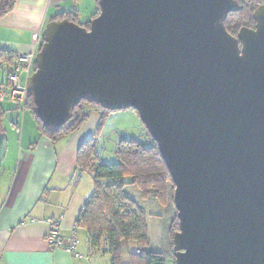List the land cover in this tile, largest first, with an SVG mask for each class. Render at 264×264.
<instances>
[{
	"label": "water",
	"instance_id": "95a60500",
	"mask_svg": "<svg viewBox=\"0 0 264 264\" xmlns=\"http://www.w3.org/2000/svg\"><path fill=\"white\" fill-rule=\"evenodd\" d=\"M89 25L53 19L27 78L52 129L82 100L138 112L170 171L175 264H264V4L99 0ZM8 134L0 125V165Z\"/></svg>",
	"mask_w": 264,
	"mask_h": 264
},
{
	"label": "crops",
	"instance_id": "0c3cea01",
	"mask_svg": "<svg viewBox=\"0 0 264 264\" xmlns=\"http://www.w3.org/2000/svg\"><path fill=\"white\" fill-rule=\"evenodd\" d=\"M67 1L17 0L12 11L0 19V49L17 54L38 51L45 13H52V20L70 11L71 5H64ZM38 14V23H32ZM89 113L81 129L59 140L52 141L39 133L36 140L30 139L25 145L21 140L14 147L10 171L0 185V264H95L88 252L86 230H74L93 193L92 175L81 173L77 163L81 144L95 133L100 120L98 110ZM48 217L60 220L65 246L69 238L77 237L80 256L48 244Z\"/></svg>",
	"mask_w": 264,
	"mask_h": 264
},
{
	"label": "trees",
	"instance_id": "16d2710c",
	"mask_svg": "<svg viewBox=\"0 0 264 264\" xmlns=\"http://www.w3.org/2000/svg\"><path fill=\"white\" fill-rule=\"evenodd\" d=\"M16 1L0 0V19L12 11ZM96 1L98 4L97 16L100 8L99 0ZM238 2L240 5L239 10L229 13L225 19L226 29L231 34L243 26L255 27L254 11L258 6L264 4V0H238ZM239 14H241V17L234 20V17ZM77 18V12L65 11L53 19H69L78 23ZM228 20H232L231 24L228 23ZM89 25L85 26L89 28ZM42 43L43 34L41 45ZM17 55L14 51L0 49V67L4 64L8 67L14 65ZM3 81V75L0 73V84ZM33 108L32 94L29 91L25 109H30L33 114L40 135L52 141L59 140L61 137L81 129L88 120L91 109L101 112L95 133L86 139L78 150V170L81 173H91L94 182V192L85 202L76 223L87 232L89 254L108 255L111 264H124L122 261L123 245L134 242L140 252L129 253V262L127 264H166L164 253L151 249L145 211L134 199L122 191L126 183L125 179L132 178L130 182L140 186L144 195H146L145 197L154 192V189H150L151 187L157 188L160 192V186L161 192L166 195L168 184H170L169 189H172L171 194H173V178L159 151L157 142L152 138L153 145L146 146L136 139H121L116 150L119 162L100 163L97 160V141L112 111L104 109L98 103L82 100L73 108L71 116L65 124L59 128L52 129L43 124L34 113ZM4 113L5 110L1 105L0 122ZM3 130L5 131L4 128ZM139 164H142V170L140 168L139 173L137 168L138 174H136L134 169ZM160 173H162L165 180L169 181L168 183L163 180V184H159ZM103 185L105 187L118 186L119 190L118 192L116 191L117 193L111 190L105 191L103 190ZM175 223L171 229V255H174L173 235L179 226L177 218Z\"/></svg>",
	"mask_w": 264,
	"mask_h": 264
},
{
	"label": "rangeland",
	"instance_id": "374dc122",
	"mask_svg": "<svg viewBox=\"0 0 264 264\" xmlns=\"http://www.w3.org/2000/svg\"><path fill=\"white\" fill-rule=\"evenodd\" d=\"M67 4L69 6L71 5L72 9L70 11L77 12V21L81 26L90 24L91 20L96 16L98 11V4L96 0H69L64 5ZM42 7L43 6L41 2L40 9ZM51 16L52 13H45V27L46 24L51 21ZM240 17L241 14L236 15L234 17V20ZM39 19L40 17L38 14L32 21V23H38ZM231 21L232 20H228V23L231 24ZM239 31L240 29L236 30L234 32L235 34L233 33V35L237 36ZM2 34L3 30L0 29V35ZM4 101L0 102V106L2 105L3 109L5 110L0 125H2V127L8 134V151L4 162L0 165V185L3 183L5 173L10 171V161L11 158L15 155L14 147L17 148L21 140L25 145V143L30 139L36 140V138L39 136L37 123L30 109H25L24 111H22L21 106H19L17 103ZM99 113L101 117V112L99 111ZM109 116L110 117L107 119L97 141L96 150L98 162H119L116 150L121 139H136L146 146L153 145V139L150 133L148 132L145 124L142 122L138 112L134 109L112 111ZM23 131L24 138H22ZM135 168V173L138 174L136 171L137 168L139 170L138 172L140 173V168L142 170V164H139ZM86 174H89V172H86ZM162 177L163 175L162 173H160V179H158L160 185L163 184V180L167 183L169 182L168 180H165L164 177V179ZM131 180L132 178L125 179L126 183L124 184L122 191L129 197L134 199L137 204L141 206L145 211L148 233L151 240V249L164 253L166 264H175V256L173 254L171 255V229L173 228L172 226L176 224V218L178 219L177 209L174 203L175 184L173 183V194H171L172 189H169L170 184H168L166 195H163L160 186V192L157 188L151 187L150 189H154V192L145 197L146 195H144L142 188L136 184L131 183ZM117 187L118 186L112 185L105 187V185H103V190L118 192L119 189ZM131 252L139 253L140 250L134 242L124 244L122 250V261L124 264H127L129 262V253L131 254ZM92 258L95 264H111L110 257L108 255L94 254L92 255Z\"/></svg>",
	"mask_w": 264,
	"mask_h": 264
},
{
	"label": "built area",
	"instance_id": "2783aa9c",
	"mask_svg": "<svg viewBox=\"0 0 264 264\" xmlns=\"http://www.w3.org/2000/svg\"><path fill=\"white\" fill-rule=\"evenodd\" d=\"M37 51L30 53H19L14 65L7 66L6 64L0 67V73H2L4 81L0 84V102L7 101L11 103H17L21 106L22 111L25 110L29 87L27 85V78L35 71V56ZM4 101V102H5ZM45 222L48 225V233L46 235V241L52 248H63L69 252L74 253L76 256L80 254L76 251L78 239L75 235L68 239V243L65 246V239L61 235L60 220L53 217H48ZM79 228L76 224L74 230Z\"/></svg>",
	"mask_w": 264,
	"mask_h": 264
},
{
	"label": "flooded vegetation",
	"instance_id": "af4514ba",
	"mask_svg": "<svg viewBox=\"0 0 264 264\" xmlns=\"http://www.w3.org/2000/svg\"><path fill=\"white\" fill-rule=\"evenodd\" d=\"M252 28H255V27H252ZM233 35V34H232Z\"/></svg>",
	"mask_w": 264,
	"mask_h": 264
}]
</instances>
